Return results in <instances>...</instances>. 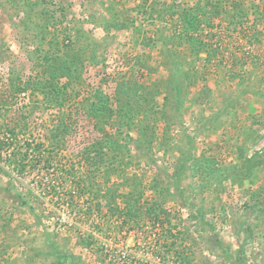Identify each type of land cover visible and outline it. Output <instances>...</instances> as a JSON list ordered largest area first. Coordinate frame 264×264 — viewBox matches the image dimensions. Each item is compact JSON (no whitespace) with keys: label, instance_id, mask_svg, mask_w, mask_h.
Wrapping results in <instances>:
<instances>
[{"label":"rangeland","instance_id":"obj_1","mask_svg":"<svg viewBox=\"0 0 264 264\" xmlns=\"http://www.w3.org/2000/svg\"><path fill=\"white\" fill-rule=\"evenodd\" d=\"M1 110L75 130L0 164V264H264V0H0Z\"/></svg>","mask_w":264,"mask_h":264},{"label":"trees","instance_id":"obj_2","mask_svg":"<svg viewBox=\"0 0 264 264\" xmlns=\"http://www.w3.org/2000/svg\"><path fill=\"white\" fill-rule=\"evenodd\" d=\"M98 100L100 99L98 98ZM101 105L102 104L96 106L90 103L86 109L78 108L76 109V112L82 113V115L86 118L95 116L103 117L107 113L105 112L106 109H104V107ZM0 112L3 111L1 110ZM67 122L68 121L66 120L65 116H63V118L60 117V122L56 123L51 129H49L48 134L47 131L46 133H43L42 138H40L38 141L37 139L26 141L19 138V133L24 136L26 132L30 131L28 130L26 124L22 123L20 120L10 118L8 123L0 122V164H3L8 169L14 171L16 177L18 178L20 176H25L27 174V170L40 173L42 169H45L44 166H47L49 164V161L47 159L50 158L49 155L51 154V152L53 153L59 149V143L57 142V139H60L62 136L70 134L72 130H75V126H72V123L70 124ZM93 130L98 134L102 131V128L99 127L98 124H96L93 126ZM95 137L96 136H94V138ZM44 139H51L49 147H47V145L45 144L46 141H44ZM91 140H93V138H91ZM54 141H56V143ZM86 146L87 147L83 149V158L85 160L91 159L89 153L92 151L95 154L92 159L103 160L104 154L107 151L118 152L120 150V145L115 141L110 142V139L108 140V143L101 142L100 140H94L91 141V144L89 146ZM0 172H4L2 167H0ZM36 184L37 183H35V185ZM53 189H55V187ZM19 197L21 198L20 195ZM125 214V218H127V221L132 222L138 219V213L133 212L130 205H128ZM147 214L150 215L151 212L149 211V213Z\"/></svg>","mask_w":264,"mask_h":264}]
</instances>
